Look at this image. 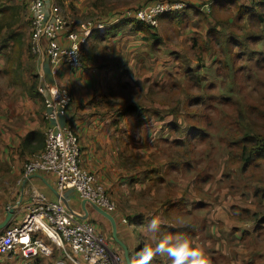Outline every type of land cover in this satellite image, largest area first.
Here are the masks:
<instances>
[{
	"label": "crops",
	"instance_id": "0c3cea01",
	"mask_svg": "<svg viewBox=\"0 0 264 264\" xmlns=\"http://www.w3.org/2000/svg\"><path fill=\"white\" fill-rule=\"evenodd\" d=\"M189 1L200 3V0ZM150 2L152 0H51V4L67 19L95 18L110 28H106L103 34L95 33L89 39L83 67L73 69L62 64L59 73L53 76L48 66L39 67L31 52L33 28L28 0H0V155L2 161L20 176L18 206H21V210H15L10 224L23 218L25 207L35 194L42 193L55 201L61 199L75 220L94 223L104 233L114 252L125 257L128 250L131 264L135 257L131 253L137 244L135 237L130 236L126 240L124 231L127 228L119 222L129 220L127 211H121L123 195L126 209H131L132 220H140L133 221V224L138 222L145 230L148 220L157 217L162 222L159 231L162 238L167 231L174 237L192 235L196 230L194 220H198L199 205L196 198H192L191 191L188 199L180 197L182 185L179 179L177 186L166 192L167 195L178 192L173 197L145 203L143 211L135 214L134 209L138 205L136 190L148 184L150 196L155 194L151 183L156 180L157 172L161 171L157 165L162 163L159 161L150 165L151 155L157 158L161 156V152L156 151L157 146L161 139L166 138L164 132L175 116L168 113L164 119L157 118L158 109L166 106L158 102L142 106L132 94L135 90H147L144 92L149 96L153 86L158 89L182 79L178 65L185 60L189 62L187 54H194L199 43L208 39L216 25L214 16L201 15L195 10L163 15L155 29H146L142 23H121L116 20L117 12ZM248 2L241 0L240 3L245 6ZM217 28L222 27L218 25ZM151 33L156 34V43L148 38ZM60 40L68 44L66 32ZM192 59L193 64L198 65V60L195 57ZM206 59H209L208 62L215 59L212 51ZM3 78L6 81H2ZM169 81L172 83L167 85ZM43 82H55L71 92L73 99L61 116V123L73 125L81 146L82 165L100 179L116 200L117 210L108 212L111 217L82 199L74 189L59 192L54 174L36 173L26 179L23 177L24 164L43 150L45 131L52 124L46 119L45 107L37 91ZM154 95L159 96L157 93ZM177 98L182 99V95ZM133 104L142 106L143 112L139 109L127 111ZM135 145L142 147L135 152ZM162 172L168 176L176 173L174 169ZM156 181L163 183L165 179ZM239 199L242 200L241 197ZM259 200L255 198L254 204L224 202L214 221L232 231L231 240L242 242L248 234L253 235L257 222L264 217V199ZM146 207L152 210L146 211ZM112 220H115V224ZM166 220H177L178 228L168 226ZM185 221L189 223V230L182 225ZM126 225L130 226L131 223ZM51 248L50 255L36 258L34 264H55L63 257L60 248L53 244ZM24 263L22 258H0V264ZM124 263L127 264L126 259ZM80 264L89 263L80 260Z\"/></svg>",
	"mask_w": 264,
	"mask_h": 264
},
{
	"label": "rangeland",
	"instance_id": "374dc122",
	"mask_svg": "<svg viewBox=\"0 0 264 264\" xmlns=\"http://www.w3.org/2000/svg\"><path fill=\"white\" fill-rule=\"evenodd\" d=\"M183 1L193 4L189 0ZM215 2L216 8L213 10L211 8V13L208 15L214 16L215 24L222 28L218 29L214 25L208 39L199 43L194 54H187L189 62L185 60L178 65V69L180 68L178 73L181 74L182 79L173 81V85H169V81L167 83L169 86L164 85L158 89L153 86V92L149 90V96L144 92L147 90H135L132 94L142 106H149L150 103L155 102L166 106L158 109L156 117L159 119L166 118V114H172L173 107L180 105L179 112L174 115V119L170 120L169 124L178 120L182 126L175 133H171L169 125L167 126V131L164 132L166 138L160 140L156 149L161 152V156L158 155L157 158L151 155L150 159V165L161 161L162 165H157L161 167V171L157 172L156 180L164 178L165 181L160 183L154 180L151 183L152 189L155 190L153 197L148 191V184L137 189L135 196L138 205L134 212L137 214L143 211L142 207H145V203H156L162 198L166 200L168 196L173 197V194L178 192L170 195L166 192L175 188L181 179L180 197L188 199L191 191L192 198L195 197L199 204L198 220H194L196 230L185 238L205 253L208 264H264V228H255L253 235L248 234L244 241L235 242L231 240L232 231H228L224 224L214 221L218 218L219 208L224 202L240 201L254 204L255 198L257 200L260 198L259 201L264 199V161H261L259 166H252L243 171L241 163L233 155L236 149L230 148L229 145L235 137L239 136L240 122H238L237 111L239 110L240 113L247 110L250 104L264 103V21H261V18L264 19V5L259 7L248 2L244 6L241 5V0H215ZM209 3L212 4L213 0H200V3L189 6V11L193 12L196 9L202 13L201 15H206L200 8ZM219 8L226 12H221ZM121 12H117L116 16ZM185 12L187 10L178 14ZM67 20L78 24L87 20L97 22L98 19L71 18ZM133 23L135 21H132ZM207 44H214L215 59L210 62L206 59L209 56ZM201 46H204L206 51H203ZM218 49L220 51L222 49V54L217 52ZM176 54L183 55L179 52ZM192 57L198 60V65L193 64ZM188 68L196 74L194 75L197 76L196 80L188 79ZM197 68L200 70L197 71ZM2 81L6 79L3 78ZM178 95H182V99L177 98ZM197 99L198 101L195 102ZM134 106L143 112L142 106ZM248 123L247 120L246 124ZM191 126H195L200 133L190 135L189 127ZM173 139L182 141L184 145L173 146ZM162 140L165 141L161 142ZM141 147V145H135V152ZM174 160H181L178 167L181 173L176 171L168 176L162 171L172 170ZM185 162L188 165H184ZM19 177L12 167L2 161L0 155V222L11 207L15 206V210H21V206H18ZM240 197L242 200L239 199ZM124 199L123 195L121 211L122 213L127 211L129 220L125 222L119 220V222L127 228L124 231L126 240L130 236L135 237L137 245L131 255L135 256L133 264H139L143 249L146 247L154 249L163 238L161 232L150 233L147 229L143 230V226H127L126 224H132L134 220H132L131 209L127 210L125 207ZM147 210L152 209L146 207ZM235 212L238 213V210ZM166 223L169 224L168 226L178 228L177 220H166ZM188 224L187 221L182 223L189 230ZM169 234L170 232L167 231L166 236L174 237ZM109 249L114 253L112 248L109 247ZM149 264H171V261L166 255H155Z\"/></svg>",
	"mask_w": 264,
	"mask_h": 264
},
{
	"label": "built area",
	"instance_id": "2783aa9c",
	"mask_svg": "<svg viewBox=\"0 0 264 264\" xmlns=\"http://www.w3.org/2000/svg\"><path fill=\"white\" fill-rule=\"evenodd\" d=\"M249 1L253 4L264 2ZM210 5H203L200 10L210 12ZM189 6L193 4L183 0H153L122 11L116 20L157 28L163 15L182 12ZM28 10L33 28L31 52L39 67L48 66L53 76L59 73L62 64L73 69L82 67L89 39L95 32L103 33L106 29V24L100 21L77 24L67 20L51 0H28ZM64 32L68 44L60 40ZM37 91L45 107L46 119L52 124L45 131L43 150L24 164L23 177L26 179L36 173L54 174L59 192L74 189L87 202L107 212L116 211L117 202L105 185L82 165L81 146L73 125L61 123V116L73 99L71 92L55 82H43ZM52 244L63 252V257L55 264H80V260L89 264L125 262L123 254L110 251L106 236L94 223L75 220L61 199L50 200L42 193L32 197L20 221L0 230V258H22L24 264H34L36 258L52 253Z\"/></svg>",
	"mask_w": 264,
	"mask_h": 264
},
{
	"label": "trees",
	"instance_id": "16d2710c",
	"mask_svg": "<svg viewBox=\"0 0 264 264\" xmlns=\"http://www.w3.org/2000/svg\"><path fill=\"white\" fill-rule=\"evenodd\" d=\"M256 5H259V7H262L264 5V2H262L260 4H256ZM211 8H212V10H213V8H216L215 0H213V3L211 4ZM186 10L189 11V8L185 9V11ZM197 11L198 10L195 9V13ZM202 11H204L206 14L211 13L205 9ZM170 14H178V12L177 13H170ZM248 15H250V14H248ZM261 17H263V16H261ZM261 21H264V19L261 18ZM135 23H140V22H135ZM144 25H146V24H144ZM146 27H147L146 29L153 28V27H150L149 25H146ZM153 29H155V28H153ZM148 38L150 40H154L155 43L158 41V38H156L155 33H153V34L151 33L148 36ZM232 43L236 44V42H232ZM227 45H229L228 42H227ZM230 45H232V44H230ZM207 47L209 48V53L211 51L214 52V50H213L214 44H211V45L207 44ZM201 49L203 51H206L204 46H201ZM217 52L219 54H222V49H221V51L218 49ZM83 66H84V55H83V59H82V67ZM199 70L200 69L197 68V71H199ZM187 75H189L188 77H189L190 81H194L197 79V76H194L196 74L191 72L189 69L187 70ZM219 75H221V74H219ZM152 90L153 89L151 88V91ZM197 101H198V99L195 102H197ZM179 103H181V101H179ZM194 104H196V103H194ZM194 104H190V105L193 106ZM179 106L173 107L171 109V113L176 115L179 112ZM136 109H137L136 106L131 105V106H129L127 111L136 110ZM237 117H238V122H240V126H239L240 131L238 134L239 136L235 137V140L230 142L229 145H230V148L234 147L236 149L235 153L234 154L232 153V154L234 155V158H236L237 161L239 163H241V165H242L241 170L244 171V170L248 169L249 167L259 166L260 162L264 161V103H261L259 105L250 104L247 110L242 111V112L240 111V113L238 110L237 111ZM247 120L249 121L248 124H246ZM181 127H182L181 123L178 120H175L174 122L169 124V130L171 133H175ZM189 133L191 135V134H199L200 132H197V128H195V126H191V127H189ZM196 137H199V136H196ZM172 144L175 147H179L181 145H184L182 141H177L176 139H173ZM180 161L181 160H178V161L174 160L173 161V168L172 169H174L178 173H181V171L178 168ZM184 165H188L187 162H185ZM262 196H263V194H262ZM260 218L261 217H258L257 219H260ZM261 219L262 220L260 222H257L256 228H264L263 227L264 226V217H262ZM134 221H140V220H134ZM131 225L139 227L138 222L136 224L132 223Z\"/></svg>",
	"mask_w": 264,
	"mask_h": 264
},
{
	"label": "clouds",
	"instance_id": "9594fccd",
	"mask_svg": "<svg viewBox=\"0 0 264 264\" xmlns=\"http://www.w3.org/2000/svg\"><path fill=\"white\" fill-rule=\"evenodd\" d=\"M162 222L157 217L148 220L147 231L157 233L161 230ZM155 255L167 256L171 264H208L205 253L195 247L192 242L182 236H166L159 241L155 248H144L140 253L139 264H149Z\"/></svg>",
	"mask_w": 264,
	"mask_h": 264
},
{
	"label": "water",
	"instance_id": "95a60500",
	"mask_svg": "<svg viewBox=\"0 0 264 264\" xmlns=\"http://www.w3.org/2000/svg\"><path fill=\"white\" fill-rule=\"evenodd\" d=\"M92 205H94L97 208V210H99L102 214H104V215H106L108 217H111V215L107 211L99 208L95 204H92ZM14 212H15V206H13V207H11L9 209V211L6 213V216L3 219V221L0 222V230L4 229V228H6V227H8L10 225L12 217L14 215ZM112 222H113V224H115V220H112ZM114 229H115V227H114ZM115 233H116V229L114 230V235H115ZM125 259H126L127 264H131V258H130L128 250L126 251Z\"/></svg>",
	"mask_w": 264,
	"mask_h": 264
}]
</instances>
